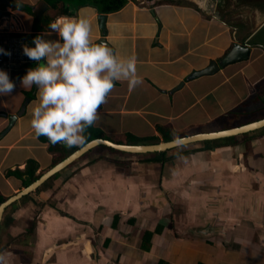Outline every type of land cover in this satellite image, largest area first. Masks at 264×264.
I'll return each instance as SVG.
<instances>
[{"label": "crops", "instance_id": "1", "mask_svg": "<svg viewBox=\"0 0 264 264\" xmlns=\"http://www.w3.org/2000/svg\"><path fill=\"white\" fill-rule=\"evenodd\" d=\"M66 4L69 17L91 21L93 43L107 45L122 58L135 57L143 81L134 90L127 81L115 83L98 109L100 119L87 129L86 142L97 138L152 144L219 131L228 126L211 122L237 111L248 92L250 97L263 89L264 49L257 45L245 60L213 74L186 78L222 57L233 42V28L206 17L188 0L152 4L125 0L111 13H101L88 2ZM44 8L42 0H8L0 4V13L17 21L25 46L34 47V34L59 39L32 29ZM98 14L105 18L101 30ZM25 58L13 74L15 91L0 96V197L4 198L24 188L19 179L5 176L7 171H21L30 161L33 175L39 177L84 144L71 148L58 144L64 152H50L46 137L35 138L31 112L38 89L25 87L21 79L36 62ZM25 100L23 112L3 133L8 116L16 114ZM242 118L240 124L260 119ZM190 127L199 129L184 134ZM252 131L235 135L234 140L230 136L184 143L158 152L157 157L103 145L91 148L44 180L36 194L20 204V215L37 212L45 222L28 244H41V261L46 244L63 240L56 264H264L260 212L264 183L262 192L255 187L264 174V144L250 138ZM204 185L210 187L207 193ZM93 235L95 244H88ZM141 244L149 248L141 249Z\"/></svg>", "mask_w": 264, "mask_h": 264}, {"label": "clouds", "instance_id": "2", "mask_svg": "<svg viewBox=\"0 0 264 264\" xmlns=\"http://www.w3.org/2000/svg\"><path fill=\"white\" fill-rule=\"evenodd\" d=\"M48 27L45 34L55 32L59 39L37 35L34 47L24 46V55L35 61L36 67L27 71L21 84L38 89L31 112L35 138L44 136L53 145L71 148L85 144L87 129L100 119L98 109L107 102L117 81H127L130 90L143 81L135 57L122 58L107 45L93 43V25L88 18H58ZM0 53L10 55L3 49ZM15 89L8 73L0 70V96L11 95ZM0 264H5L3 255Z\"/></svg>", "mask_w": 264, "mask_h": 264}, {"label": "water", "instance_id": "3", "mask_svg": "<svg viewBox=\"0 0 264 264\" xmlns=\"http://www.w3.org/2000/svg\"><path fill=\"white\" fill-rule=\"evenodd\" d=\"M145 3H151L154 0ZM170 1V0H169ZM195 4L196 8L206 17L215 19L218 22L226 23L227 26L233 28V42L229 50L219 59L210 60L208 65L204 68L193 71L186 78L191 79L201 75H209L218 71L221 67L229 63H234L248 57L251 48L254 45L260 46L264 49V0H188ZM144 2V1H143ZM8 0H0V4H7ZM150 7V6H149ZM98 27L101 30L104 22V15L98 14L96 17ZM240 33V35L238 34ZM262 34L260 39L256 36ZM39 34L33 35L34 38ZM249 35V36H247ZM247 36V37H246ZM35 46V45H34ZM26 100L20 106L19 111L11 116H8L7 127L3 130L5 133L12 125L14 120L20 116L24 110ZM264 126V117L251 121L239 126L221 129L219 131L198 133L186 135L172 140L162 141L152 144H119L113 143L107 139H92L86 142L78 149L72 151L64 159L55 164L36 180L32 181L29 185L16 192L14 195L8 197L0 203V220L3 210L9 206L13 201L28 195L35 191L37 187L60 169L64 168L74 160L78 159L81 155L91 150L97 145H103L120 152H133V153H149L160 152L168 148L181 145L184 143L199 141V140H212L218 138H225L242 134L251 130H255ZM64 146V145H63ZM66 147V146H64ZM92 248V246H91ZM92 254H95L94 248L91 249Z\"/></svg>", "mask_w": 264, "mask_h": 264}, {"label": "flooded vegetation", "instance_id": "4", "mask_svg": "<svg viewBox=\"0 0 264 264\" xmlns=\"http://www.w3.org/2000/svg\"><path fill=\"white\" fill-rule=\"evenodd\" d=\"M248 57H249V55H248ZM247 58H245V59H247ZM245 59H242V60H245ZM212 140H214V139H212ZM124 152L125 151H123L122 153H124ZM130 153H133V152H130ZM33 193L36 194V190L29 193L28 195L33 194ZM14 194L9 195V197L14 195ZM28 195L23 196V197L15 200V201H13L9 206H7V207H10L13 209H12V211H10L8 213V216L4 220L3 219L0 220V221H2V222H0V235H3L2 232L5 233V231H6V234H8V232H10L9 229L11 227H13L12 230H17L18 229L17 223L22 222V225H21L22 229L20 230L19 233H22L23 235L26 234L27 238L24 241L23 240L19 241L18 238H21L23 236L22 235H20L19 237L15 236V243L14 244H10V243L3 244V241L0 239V255H3V257H4L5 255H7L8 251H9V254L11 256H14V260L11 263L8 262V259H4L5 264H56V257H57V254H58L60 247L64 243L63 240L56 241L54 244H46V246H48V248L46 250H44V252L41 256L42 257L41 261H38L40 259L39 258L40 253H38V248H40L41 244H28V241L32 238V236H34L36 231L39 230V228H40L39 226L45 223V222L41 223V220L36 219L39 217V215L37 217L35 216L34 218H30V221L25 220V222H27V223L23 222V219H25V217L27 218L28 215L25 214L22 216L19 214L20 204L22 203L23 200H27ZM4 210H3V212H4ZM3 212H2V214H3ZM8 222H12L11 225ZM32 222H33V225H30V224H32ZM1 223L3 225H6V227L2 228ZM93 231H95V230H93ZM27 232H29V234H27ZM94 235H93V237H89L90 242L88 241L87 242L88 244H91V245L95 244V240H94L95 236ZM43 246L44 245H42V247Z\"/></svg>", "mask_w": 264, "mask_h": 264}, {"label": "rangeland", "instance_id": "5", "mask_svg": "<svg viewBox=\"0 0 264 264\" xmlns=\"http://www.w3.org/2000/svg\"><path fill=\"white\" fill-rule=\"evenodd\" d=\"M261 36H262V34H260L259 36H256V39H260ZM13 74H15V72L14 73L12 72V78H11L12 81L14 79V75ZM257 79L258 78H256V81H257ZM261 81H262V83H261ZM261 81L259 82V83H261V87H263V89L261 91L260 90H256L255 93H253L250 97H248L250 95V92H248V96H246L243 99L244 102H243V104L240 107H238V110L237 111H233V112H231L230 114H228L226 116H223V115L219 116L218 119H216L214 122H211V126L213 124H218L221 127L228 126L227 128H231L229 126H232V125H233V127L239 126V124L243 122L242 116H244L246 118H249V119L264 117V79H262ZM222 86L224 87V85H222ZM201 122L203 123V117L201 118ZM240 125H242V124H240ZM227 128H225V129H227ZM261 128H262L261 131H259V129H257V130H253L252 132H249L248 134L252 133L250 138H252L253 140H255V142H257V143L260 142V144H264V126L261 127ZM198 129L199 128H197V127H190L189 129H185L183 132H184V134H188V133L193 132V131H196ZM234 137L235 136H231L228 139L229 140H234ZM120 140H122L121 137H120ZM136 140H139L140 141L141 138H136ZM224 141L225 140L223 139V140L220 141V143H222ZM146 142H149V141H146ZM138 154H140V153H138ZM150 155L151 156H154V157H157L159 155V153L158 152H152V153H150ZM251 170H253V168H251ZM263 183H264V174L259 179H257L255 181L256 190H258L259 192H262V190H263L262 189V184ZM209 189H210V187H208L207 185H204L203 186V193H207V191ZM23 201H25V200H23ZM256 207H257L256 208V211H257V209H260L259 206H256ZM12 209L13 208L7 207L4 210V212H3L2 216H1V219L4 220L8 216V213L10 211H12ZM260 210H261L260 212L264 216V205H263V207ZM27 215H28V217L27 218L25 217V219H23V222L24 223H27V222H25V220L26 221H30V218H34L35 216L36 217L38 216L37 215V212H35V213L33 212L32 214H27ZM258 216L256 217L257 219H258ZM36 219H38V218H36ZM0 222H2V221H0ZM8 223L11 225L12 222H8ZM17 224H18L17 225L18 226V229L17 230H12L11 232H8V234H6V231H5V233L2 232L3 235H1V238L3 240V244H6V243L14 244L15 243V236H18V237L20 235L23 236L21 238H18L19 241H21V240L24 241L27 238L26 237V234L23 235L22 233H19L20 230L22 229V227H21L22 222L21 223H17ZM30 225H33V222ZM4 227H6V225H3L2 224V228H4ZM27 234H29V232H27ZM4 259H8V262L11 263L14 260V256H11L9 254V251H8L7 255L4 256Z\"/></svg>", "mask_w": 264, "mask_h": 264}, {"label": "trees", "instance_id": "6", "mask_svg": "<svg viewBox=\"0 0 264 264\" xmlns=\"http://www.w3.org/2000/svg\"><path fill=\"white\" fill-rule=\"evenodd\" d=\"M44 3L45 8L41 11L40 17H35L36 23L33 24V31H49V24L50 22L59 15H69V9L67 6V2L75 5H80L81 2H88L89 4H92L96 7L97 10H99L101 13H111L114 11H117L120 9L124 3L125 0H42ZM60 3V4H59ZM47 11V12H46ZM4 14V12L2 13ZM25 71L22 74H26ZM21 75V73H20ZM47 140L46 138H44ZM97 139V138H95ZM92 139H89L87 141H90ZM86 143V142H85ZM48 147L50 148L49 151H55L56 149L63 150L61 146L58 144H51L49 142ZM64 152V150H63ZM33 162H26V166H24L23 170H17L14 169L12 171H7L5 173V176H13L17 179H19L22 183V186H27L32 181L36 180L38 176H34V168H33ZM6 198L0 197V203L3 202ZM148 244H141V249L147 250L149 247Z\"/></svg>", "mask_w": 264, "mask_h": 264}, {"label": "built area", "instance_id": "7", "mask_svg": "<svg viewBox=\"0 0 264 264\" xmlns=\"http://www.w3.org/2000/svg\"><path fill=\"white\" fill-rule=\"evenodd\" d=\"M58 18L70 17L57 16L51 22ZM19 28L18 22H15L8 13H0V49L10 53V55L0 53V70L6 71L10 79L12 72L18 71L26 60L23 53L25 41L21 37V34H19L21 33Z\"/></svg>", "mask_w": 264, "mask_h": 264}]
</instances>
